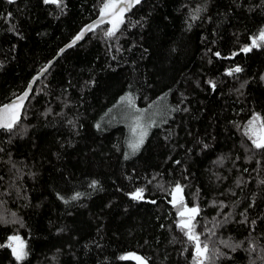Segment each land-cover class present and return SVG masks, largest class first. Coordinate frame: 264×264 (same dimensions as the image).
Instances as JSON below:
<instances>
[{
	"label": "trees",
	"instance_id": "trees-1",
	"mask_svg": "<svg viewBox=\"0 0 264 264\" xmlns=\"http://www.w3.org/2000/svg\"><path fill=\"white\" fill-rule=\"evenodd\" d=\"M100 3L63 0L61 9L43 0H0V105L97 20ZM196 7L205 10L192 21ZM109 26L65 48L36 80L16 128L0 131V212L19 221L0 223V243L13 234L25 240L20 264H136L119 259L126 253L148 264H192V246L158 186L179 181L185 202L201 209L198 232L221 222L213 240L226 256L216 264H264V153L247 151L235 126L253 112L264 115V48L232 59L212 54L229 57L249 43L264 27V0H142L115 38L104 37ZM236 65L241 73L224 74ZM128 94L141 109L165 97L166 113L125 159L126 121L113 123L107 113ZM220 157L222 165L215 163ZM139 187L144 200L126 195ZM77 192L81 198L70 200ZM218 239L243 243L233 252ZM250 242L255 252L247 250ZM0 264H17L10 249L0 248Z\"/></svg>",
	"mask_w": 264,
	"mask_h": 264
},
{
	"label": "snow or ice",
	"instance_id": "snow-or-ice-1",
	"mask_svg": "<svg viewBox=\"0 0 264 264\" xmlns=\"http://www.w3.org/2000/svg\"><path fill=\"white\" fill-rule=\"evenodd\" d=\"M142 0H101L99 7V15L97 20L93 21L91 24L86 25L72 40L70 44L66 47H72L77 41L81 40L86 32L88 31H96L101 25L107 22L110 26L104 30V37L106 39H112L116 37L117 31L120 29V26L125 23V15L129 12L134 6L139 5ZM8 3H15V0H8ZM45 5H55L57 8H61L63 6V0H43ZM205 9L201 7H196L191 10L189 15L192 21L199 19V14ZM11 17V13L8 14V17H5L7 20ZM189 28H191V24H189ZM249 43L243 44L239 51L232 52L229 57H221L220 52L212 53L217 58L224 59H232L240 53L248 54L253 49L264 48V27H261L259 31L249 36ZM64 49H61L60 52H63ZM211 51V49H209ZM59 55V53H58ZM211 62V61H209ZM51 64V61L49 62ZM48 69V65H45L43 68L39 70L41 74L46 72ZM243 68L239 65L234 67H230L225 70V75L234 76L237 73H241ZM39 78V76L33 77L32 81L29 82L26 90L20 95L16 96L15 99L10 101L9 103L0 105V129L11 133L16 126L18 125L21 118V110L25 106V101L29 98V94L32 91L33 84ZM264 80V76L261 77ZM209 87L215 91L217 84L214 80H208L206 82ZM247 81L240 85L241 88L245 86ZM239 91V89L237 90ZM161 100L165 99V97H161ZM119 103H125L130 112L128 114V129L129 135L127 137L126 143L128 152L125 153V159H128L130 155L136 154L141 147L143 146L145 139L148 136L149 129L158 126L156 116L161 115V111L158 105L154 103L149 104L148 108L141 109L136 107L134 102V97L130 94L122 96L120 98ZM156 108V111H149L150 109ZM178 108L171 109V111H177ZM187 109H185L186 111ZM166 122V121H165ZM71 123V121H69ZM237 129L241 131V134L246 138V140L250 144V148L247 149L249 152L255 153H264V115L260 113L253 112L251 117L243 124H236ZM100 124L96 125L97 129H100ZM204 148H208L207 144L203 145ZM253 155L248 156V161H251ZM239 159V157H237ZM224 157H220L215 163L223 164ZM175 163L179 164L180 161H176ZM257 165H261V160L256 161ZM244 172L249 171L248 169H244ZM155 179V177H153ZM151 183V181H149ZM242 181L237 179L236 184L239 187ZM260 184H264V179L259 181ZM98 185V182L93 180L89 187L95 189ZM163 191L167 193L170 197L168 199V203L175 209L176 212V220L174 221L177 230H179L182 235L185 237L188 244L192 246V264H216V261L222 257L226 256V253L221 250V247L217 246V242H214L213 238L217 236L216 228L220 227L221 222H217L213 225L212 228H208L205 226L203 232H198V220L197 217L201 214V209L198 204H193L189 206L185 202L184 189L185 185H182L179 181H176L174 185L170 188L165 189L163 185H158ZM145 188L139 187L130 193H126L128 197L134 201L144 200ZM234 194V193H233ZM83 194L80 192L75 193L70 197V200H78L81 198ZM59 199L64 200L65 203H68L69 200L65 199L63 196H58ZM150 203H156L155 200L149 201ZM213 206H216L215 201L213 202ZM219 207L223 209L226 205L221 202ZM219 215V213H218ZM12 219H8L4 213L0 212V223L8 224V223H19L16 219V213H11ZM215 220V217L213 218ZM228 217H225V222ZM247 221L245 217L244 223ZM256 221H251V224H255ZM163 227V226H162ZM202 237H204L202 239ZM241 243L233 244L230 242V239H218V244L223 246V248H228L231 251H236L237 248L241 247ZM256 244L253 242L249 243V248L247 249L250 252L256 251ZM0 248H8L11 250L12 256L16 260L17 264H20L21 261L25 260L28 256L27 245L24 239L21 238L19 234L9 235L5 243H0ZM188 249L185 248V251ZM230 258V257H229ZM120 260H133L136 264H148V259L145 257H141L135 253H126L119 257ZM253 264L255 262L253 261Z\"/></svg>",
	"mask_w": 264,
	"mask_h": 264
},
{
	"label": "rangeland",
	"instance_id": "rangeland-1",
	"mask_svg": "<svg viewBox=\"0 0 264 264\" xmlns=\"http://www.w3.org/2000/svg\"><path fill=\"white\" fill-rule=\"evenodd\" d=\"M156 105H158L160 111H161V115H158L155 117V119L157 120V124L161 122L162 118H163V114L166 113V106L163 103V101L159 100L158 103H155ZM157 109L154 107L153 109H150L149 111H156ZM130 112V109L128 108V106L125 103H121L116 105V107L110 109L107 113V116L110 117V120L113 123H116L118 121L121 120H125L126 121V126L129 123L128 120V114ZM128 129V126H127ZM127 135H129V129H128V133Z\"/></svg>",
	"mask_w": 264,
	"mask_h": 264
},
{
	"label": "water",
	"instance_id": "water-1",
	"mask_svg": "<svg viewBox=\"0 0 264 264\" xmlns=\"http://www.w3.org/2000/svg\"><path fill=\"white\" fill-rule=\"evenodd\" d=\"M65 48H67V47H65ZM65 48H64V49H65ZM58 53H59V55H60V53H62V52L59 51ZM59 55L57 54V55L51 60V64H49V63L47 64V65H48V69H47V71L50 69V67L52 66V64L54 63V61L58 58ZM47 71H46V72H47ZM46 72H44L43 74H41L40 72H38V73H36L33 77L39 76V78H40V77L44 76V74H45ZM33 77H32V79H33ZM39 78H38V79H39ZM32 79H31L30 81H32ZM30 81H29V82H30ZM35 82H36V81H35ZM28 84H29V83H28ZM34 84H35V83H34ZM34 84H33V87H34ZM27 86H28V85H27ZM1 130H2V129H0V131H1ZM184 196H185V194H184Z\"/></svg>",
	"mask_w": 264,
	"mask_h": 264
}]
</instances>
